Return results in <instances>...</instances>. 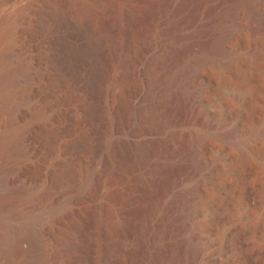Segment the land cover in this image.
Masks as SVG:
<instances>
[{"label": "rangeland", "instance_id": "rangeland-1", "mask_svg": "<svg viewBox=\"0 0 264 264\" xmlns=\"http://www.w3.org/2000/svg\"><path fill=\"white\" fill-rule=\"evenodd\" d=\"M109 1L0 0V166L27 162L28 176L44 174L32 196L53 203L39 226L0 177V264H264V4L235 19L249 35L229 59L248 61L231 74L208 69L212 86L189 96L186 63L220 59L212 21L232 0H117L138 42L124 54ZM29 62L34 78L20 72ZM128 123L140 133L131 142ZM24 135L33 158L19 156ZM203 144L210 161L195 171ZM110 146L121 169L107 201L98 183ZM178 187L192 192L194 215L180 234L168 203ZM98 201L113 212L108 226Z\"/></svg>", "mask_w": 264, "mask_h": 264}, {"label": "bare ground", "instance_id": "bare-ground-1", "mask_svg": "<svg viewBox=\"0 0 264 264\" xmlns=\"http://www.w3.org/2000/svg\"><path fill=\"white\" fill-rule=\"evenodd\" d=\"M259 3H263L264 4V0H232L230 5L224 6V8H222V10L218 13V15H216L215 22L212 21L214 23L212 26H214V27L216 26L217 28L219 26V28H218L219 29V34H217L216 36L213 35L215 37L213 39L214 42H213L212 45L214 47V50L218 51V53H219L218 56H220V59L219 60H217V59L216 60H212V59H208L207 57L205 58V57H201V56L200 57L197 56V58H194V59H189L188 62L186 63V66H185L186 74H185V76H182L183 80L181 79L182 83L180 84V88H181L183 93L189 94V96L190 95L194 96L195 94H199L197 92L199 90L203 89L205 86L206 87H211L212 86V82L206 78V72L208 71V69L209 70H213V71H215V72H217L219 74H224V75L225 74H231V73L238 72L239 69L242 67V65L245 62L248 61V58L247 59H240V58L238 59L237 58L236 60H230L229 59L230 56H231L230 53L232 52L231 51L232 50V48H231L232 45L231 44H234L237 48L241 49V51H242V49H244V45L247 43L246 39H247V37L249 35L248 34L249 30H246V26L243 27L244 26L243 23H241V24L239 23V25L236 24V20L235 19L239 20L238 18H241L243 16V12L244 11H247V10L249 11L250 9L253 11L252 8H256L257 9ZM110 7L115 10L114 12H116V15H115L116 16V19H115L116 22H115L114 26H116V28L118 29V31H117V32H119L118 36H120V40L118 39L120 43L118 42L117 49H115V51L116 52L120 51V53L124 54L125 53L124 51L129 50L128 49L129 46L134 45L135 43L138 44V42H136L137 39L134 36V33L132 32V30L129 27L130 26V17H131V13L130 12L131 11L129 10L128 7L122 6L117 0L109 1L108 9ZM242 19H243V17L240 19V21ZM247 21H248V19H247ZM204 23L205 22L203 20H201L199 22V24H197V25L198 26H206L207 23H205V25H204ZM211 24L212 23L210 22L209 26ZM229 26H233V27L234 26L235 27L236 26H241L240 37L238 35L237 39H235V40H233V38L231 39L232 32H231V28ZM197 33H198V36H202V32L201 31L197 32ZM209 37H210V35H209ZM259 37H260V35H259ZM245 41H246V43H245ZM256 42H257L256 43L257 46L260 47V50H259L260 54L258 56H256L257 60L260 63L258 65H262V67L264 68V36L260 37ZM133 49L134 48L132 47V50ZM130 52H131V50H130ZM233 52L231 54H233ZM248 56H250V55H248ZM249 61H251L250 58H249ZM255 61H256V59H255ZM35 70H36V66L33 63L29 62V63H26L23 66V68H22V70L20 72L22 73V76H24L26 78L27 77L34 78L33 74L35 73ZM36 73H37V70H36ZM36 76L37 75H35V77ZM21 78H23V77H21ZM20 80H22V79H20ZM174 86H175V83H174ZM180 88H178V89H180ZM29 94H25L24 96H22V98L24 97L23 99H28V101H29L31 99V96ZM185 94H183V95H185ZM25 104H27V103H25ZM132 105H133V107H136L137 106V101L134 100L132 102ZM16 110L19 111L18 108ZM17 111H15V113ZM13 114H14V112H13ZM11 117H12V114H11ZM18 117L20 118V116H18ZM17 122H18V120H17ZM112 126L114 127V124ZM132 126L133 125L129 124V126L128 127L126 126V128H125V133H126L125 135L129 139V142H131L132 140L136 139L137 137H139L138 135H140L139 132H138L139 134H137V132H136L138 129L135 131L132 128ZM152 134H154V130H153V132H151V135ZM262 136L261 137L264 138V135H262ZM24 137H25L24 140L21 141V142H23V145H22L23 148L22 149H24L25 151H23V155L20 154L19 156L22 157V156L26 155L25 157H31V155H33V153L34 154H36V153L35 152L31 153L32 149L30 148L31 144L29 143V135L28 136L24 135ZM203 145H201L202 147L200 149L197 148L199 150V153L197 155H195V157L193 156L195 158L194 159L195 166L198 167V168H196L195 171H197V169H199V167H204V169H202V170H205V168H206L205 166H207L208 162L210 161L209 149H208V147H205V144H203ZM19 149H20V147H18L17 150H19ZM198 150H197V152H198ZM17 152H19V151H17ZM17 154H19V153H17ZM193 155H194V153H193ZM21 157H20V160L22 161L23 158L21 159ZM11 158H12V156H11ZM31 158H33V157H31ZM25 159H23V161ZM27 159H29V158H27ZM15 161H17V160H15ZM104 161L106 163V166H105V170H104V172L102 174V177H101V179H100V181L98 183V187L105 192V193L103 192L104 195L101 196L102 199L108 201V200H110V195H111L110 191H112V189L118 184V182H119L118 179H120L119 178V174H120V169H121V163H120V161L118 159L117 151H116V148L114 146H110L109 147V151H108L107 155H105ZM28 162H29V160H28ZM192 162H193V160H192ZM26 163L15 162V163H12V164H10V163L8 164L7 163V165L3 164V166H0V177L3 180V183L6 186L9 187V189H12L13 191H15V192H17L19 194L21 193L23 195L22 196L23 200L21 201V205H20L22 207L23 217L26 218V219L34 221L37 225L40 226V224H38V223L42 222V220L44 218V213H46V212L49 213L52 210V207H53L52 196H51L50 193H39V194L36 193V195L32 196L33 195L32 192L33 191L34 192L37 191V190H35V188L37 186H39L38 184L41 182L42 175H44V174H42V175L39 174L36 177L28 176L27 172H28L30 167ZM192 166H194V165H192ZM188 172H190V171H188ZM29 174L31 175V173H29ZM199 176H201V175H199ZM180 188H182V187H180ZM185 188L186 187H184L183 189H180V190H179V187H178V189L175 188L172 191V193L170 195V198H169V202H168L169 205L174 208L175 213L180 218L177 221L178 224H176V226H175L178 233L180 231H182L186 227V223L189 222L190 220H192L193 219L192 216H194V215H191L192 212L190 213L189 212L190 210L188 211V206L190 205L189 202H190V198L192 196V192L189 191L188 189L185 190ZM6 191L8 193V190H6ZM11 193L12 192H10V194ZM15 195H16V193H15ZM8 196H10L9 193H8ZM13 197H15V196H13ZM17 197H15V198L17 199ZM93 212L95 213L96 217L98 216L100 218V220H98V221L102 225V227L104 225L108 226L109 221L111 220L112 216H114L112 210L109 208V205H107L105 202H99L98 201V203L93 205ZM190 222H192V221H190ZM190 222H189V224H190ZM187 229H189V228L187 227ZM100 232H101V230H100ZM182 235H183V232H182ZM188 237L189 238L186 237V240H187L186 244H187V247H188V252H190L193 255V256L190 255V257L192 256V257L196 258L197 256H201L200 255V246L198 245L199 243H197L198 241L196 240V237H192V236L190 237V235Z\"/></svg>", "mask_w": 264, "mask_h": 264}]
</instances>
